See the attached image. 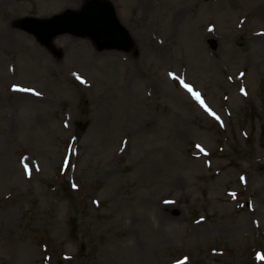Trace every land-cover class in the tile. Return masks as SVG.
I'll list each match as a JSON object with an SVG mask.
<instances>
[{"label":"rangeland","instance_id":"374dc122","mask_svg":"<svg viewBox=\"0 0 264 264\" xmlns=\"http://www.w3.org/2000/svg\"><path fill=\"white\" fill-rule=\"evenodd\" d=\"M90 1L0 0V264H264V0H103L124 48L22 27Z\"/></svg>","mask_w":264,"mask_h":264},{"label":"water","instance_id":"95a60500","mask_svg":"<svg viewBox=\"0 0 264 264\" xmlns=\"http://www.w3.org/2000/svg\"><path fill=\"white\" fill-rule=\"evenodd\" d=\"M24 24L43 41L59 33L71 32L88 35L102 49L124 47L129 39L125 27L118 20L114 4L103 1H91L78 13L68 10L46 21L25 20ZM215 45L213 42L214 47Z\"/></svg>","mask_w":264,"mask_h":264},{"label":"snow or ice","instance_id":"6c2138e0","mask_svg":"<svg viewBox=\"0 0 264 264\" xmlns=\"http://www.w3.org/2000/svg\"><path fill=\"white\" fill-rule=\"evenodd\" d=\"M170 75H173V78L175 79V78H177V77H175L174 76V74H170ZM180 83H181V85L189 92V93H191L192 95H193V97L205 108V110L206 111H208V113L210 114V115H212L215 119H217V120H219L220 118H219V116H217L216 115V113L215 112H213L212 110H211V108H209L205 103H204V101H203V99L201 98V95H200V93H198V92H195V91H193V88L190 86V85H188V84H186V83H184L183 81H180Z\"/></svg>","mask_w":264,"mask_h":264}]
</instances>
